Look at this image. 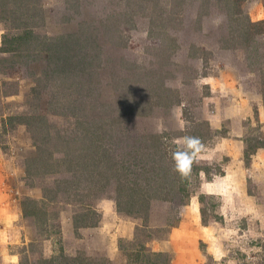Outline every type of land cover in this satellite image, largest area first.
Returning a JSON list of instances; mask_svg holds the SVG:
<instances>
[{"label": "rangeland", "instance_id": "rangeland-1", "mask_svg": "<svg viewBox=\"0 0 264 264\" xmlns=\"http://www.w3.org/2000/svg\"><path fill=\"white\" fill-rule=\"evenodd\" d=\"M200 3L0 0V48L3 37L25 35L11 53L0 52V148L17 147L9 154L21 157L27 185L41 192L30 224L34 263L87 257L98 264H264V203L244 212L239 196L203 193L226 160L198 158L221 134L232 138L242 128L241 139L257 135L255 115L237 122L234 115L263 106L264 65L222 48L227 10L214 0ZM242 8L264 20V0H245ZM13 93L20 98H7ZM98 125L105 134L95 131ZM86 132L93 141L82 138ZM154 134L163 135L171 155L185 138L194 141L197 152L187 159L202 170L192 171L184 205L152 198L142 213H119L108 164L126 173L151 155L144 137ZM98 135L107 158L98 156ZM247 186L248 199L260 204L263 192L251 178Z\"/></svg>", "mask_w": 264, "mask_h": 264}, {"label": "trees", "instance_id": "trees-1", "mask_svg": "<svg viewBox=\"0 0 264 264\" xmlns=\"http://www.w3.org/2000/svg\"><path fill=\"white\" fill-rule=\"evenodd\" d=\"M209 1L211 0H201V5H208ZM219 5L226 8L227 12L225 13V24L228 32L226 35L221 37V41L224 43L222 48L225 49H235L241 50L243 53L244 58H251L255 64H263L264 65V20H252L249 15L243 10L242 4L245 0H214ZM26 33V31H25ZM68 38L70 36H67ZM2 40V47L0 48L1 53H11V51L15 50V47L12 46L14 42L17 40H21L25 38V35L19 37H3ZM64 46V45H60ZM59 46V47H60ZM18 46H16V49ZM68 50V49H67ZM84 60V58H82ZM66 60V66L72 64L71 61ZM82 63L86 62L83 61ZM91 63L88 62V66ZM261 66V65H260ZM90 82V80L88 81ZM264 86V80H263ZM262 103L264 107V88L261 92ZM177 102V101H176ZM180 100L178 101V103ZM257 110H254V115L256 118ZM24 118V117H21ZM257 120V119H256ZM23 122V121H21ZM25 123V122H23ZM26 124V123H25ZM207 124V123H206ZM257 128H260V123L256 121ZM100 133L105 134L106 128L102 125L96 126V130ZM98 133V132H97ZM83 134L82 138H88L91 141L89 136ZM194 134V131H193ZM91 136H94L92 133ZM90 136V137H91ZM97 136V135H96ZM99 136V135H98ZM161 134H154L144 138H150L151 143L149 145L153 149H148L151 153L150 156H147L145 159L140 158L133 167L129 169V167H125L127 171V175L124 171L120 170L123 167L117 165V163L108 164L111 172L113 170L112 176L115 177V181L117 182L114 187V201L116 211L126 215H133L142 213L143 210L148 205L149 199L156 198L159 200L165 201H175L179 205H184L186 203L187 198L190 196V191L188 189L189 179L191 177L192 171L195 174L199 173L202 170L200 166H197L193 161V158L187 159V155L190 152L193 154L197 152L198 147L196 143L189 142L187 138H185V145L184 147H178L176 145L173 146V152L176 153L174 155H179L180 160L176 161L173 156L168 151L167 148L163 147L164 142L161 141ZM196 136V135H195ZM207 136V133H203L199 137L198 140H204ZM221 136H225L221 134ZM98 141V147H101V154L98 156H102L103 158H107L109 156L107 154V147L103 145L101 142V136L96 137ZM102 145V146H101ZM264 147V136L260 132L254 138H250L249 140H245V149L243 152V157L245 163L248 164L250 160V155L253 154L257 148ZM90 148V147H89ZM197 148V149H196ZM156 149V150H155ZM93 154V151H92ZM154 157H151L152 155ZM193 156V155H192ZM142 161V163H140ZM114 166V167H113ZM99 175L102 176L101 171H98ZM110 173V172H109ZM134 175V178L131 175ZM111 175V173L109 174ZM108 175V176H109ZM107 176V175H106ZM101 178V177H100ZM125 178V180L123 179ZM68 181V180H67ZM155 181V184L150 185ZM96 184V183H95ZM99 184V183H98ZM105 184V183H104ZM89 194V190L87 191ZM204 194L199 195V202L202 204ZM34 202V201H33ZM31 203V204H30ZM35 206L32 205V201L29 200L22 202V211L23 215H32L33 213H37L39 206H37V202H34ZM201 220L204 223V211L201 207ZM148 256L155 258L162 257L165 255L162 252L154 253V252H147ZM64 258V257H63ZM66 263H70L71 260L76 262L77 264H97L99 263L98 260H93L92 258H85V257H77L74 260L71 258H65ZM65 263V264H66ZM152 264H159L156 262H151ZM75 264V263H74ZM106 264H111L106 261ZM161 264H168L167 261L162 260Z\"/></svg>", "mask_w": 264, "mask_h": 264}, {"label": "crops", "instance_id": "crops-1", "mask_svg": "<svg viewBox=\"0 0 264 264\" xmlns=\"http://www.w3.org/2000/svg\"><path fill=\"white\" fill-rule=\"evenodd\" d=\"M0 77L2 76L0 75ZM16 97L20 98V93L8 94L7 96V98L12 100ZM256 106L257 120L254 119V116L252 118L254 112L248 110L244 114L236 113L234 115L235 120L234 118L233 120L237 122L248 117L250 120L252 118L253 124L258 121L260 123L259 132L264 136V108L261 103ZM220 126V122L212 121L211 123V127L216 130ZM18 127L22 128L24 125L19 124ZM243 132L241 128L231 135L232 138H230L229 132L225 136L216 137V140L206 147L198 158L203 159L205 162L226 160V162L220 164L222 173L220 175L213 174V178L209 182L202 184L201 190L203 193L219 194L222 197L224 194L229 193L233 195L234 199L239 196L245 202L243 205L244 212H246L247 207L261 206L264 203V147L257 148L250 155L249 163L246 164L243 157L245 139H241ZM16 148L11 147V149ZM11 149L5 151L0 148V264H36L31 257L33 256L31 248L35 241L36 230L33 225H30L33 224L31 223V218L33 219L35 214L24 216L21 205L22 200L27 202L30 200L33 206H35L34 202H37L38 206L41 202V200H38L41 197V192L39 189L27 185L26 169L20 162L21 159L17 160V158L21 157L14 158L11 156L9 154L12 151ZM247 178H251L256 183L255 188L257 191L263 192L260 204L255 203L254 199H248ZM240 206H242V203ZM64 219L65 222H72L70 216L65 215ZM71 225L73 226L72 223ZM78 231L80 233L81 228H78ZM19 247L22 248V253L18 251ZM44 253L46 254V252Z\"/></svg>", "mask_w": 264, "mask_h": 264}]
</instances>
